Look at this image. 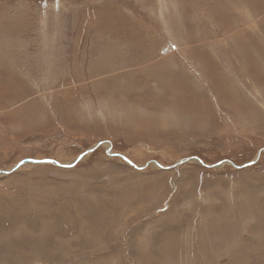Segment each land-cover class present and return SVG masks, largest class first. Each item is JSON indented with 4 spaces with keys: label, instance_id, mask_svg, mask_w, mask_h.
<instances>
[{
    "label": "rangeland",
    "instance_id": "rangeland-1",
    "mask_svg": "<svg viewBox=\"0 0 264 264\" xmlns=\"http://www.w3.org/2000/svg\"><path fill=\"white\" fill-rule=\"evenodd\" d=\"M263 56L264 0H0V264H264Z\"/></svg>",
    "mask_w": 264,
    "mask_h": 264
},
{
    "label": "bare ground",
    "instance_id": "bare-ground-1",
    "mask_svg": "<svg viewBox=\"0 0 264 264\" xmlns=\"http://www.w3.org/2000/svg\"><path fill=\"white\" fill-rule=\"evenodd\" d=\"M163 18H164V17H163ZM190 30H191V29H190ZM239 39H240V38H239ZM116 40H117V39H116ZM116 42H117V41H116ZM256 46H257V45H256ZM256 46H255V47H256ZM240 47H241V46H240ZM237 48H238V47H237ZM256 48H257V47H256ZM258 48H259V47H258ZM113 50H115V49H113ZM259 50H260V49H259ZM232 51H233V50H232ZM256 51H257V50H256ZM251 52H252V51H251ZM244 53H245V52H244ZM245 54H246V53H245ZM254 55H255V54H254ZM256 55L258 56V54H256ZM99 57H100V56H99ZM206 57H207V56H206ZM206 57H205V58H206ZM251 57H252V56H251ZM263 57H264V56H263ZM202 58H203V57H202ZM207 58H208V57H207ZM207 58H206V59H207ZM233 58H234V57H233ZM249 58H250V57H249ZM260 58H261V57H260ZM116 59H117V58H116ZM208 59H210V58H208ZM258 59H259V58H258ZM261 59H262V58H261ZM103 60H104V59H103ZM113 60H114V59H113ZM104 61H105V60H104ZM206 61L208 62V60H206ZM217 61H218V60H217ZM110 62H111V61H109V62H107V63H110ZM117 62H118V61H117ZM201 62H202V61H201ZM235 62H236V61H235ZM248 62H249V61H248ZM259 62H260V61H259ZM99 63H100V62H99ZM107 63H106V64H107ZM111 63H112V62H111ZM240 63H241V62H240ZM119 64H120V63H119ZM211 64H212V63H211ZM256 64H257V63H256ZM99 65H100V64H99ZM212 65H213V64H212ZM222 65H223V63H222ZM246 65H247V64H246ZM107 66H108V68L105 69V73H104L105 75H106L107 73H109V72H107L109 68H114V70H115L117 67H119V66H121V65H118L117 63H114V64L112 63V65L107 64ZM122 66H124V65H122ZM202 66H203V65H202ZM247 66H248V65H247ZM261 66H262V65H261ZM204 67H205V66H204ZM230 67H231V66H230ZM244 67H245V66H244ZM215 68H216V67H215ZM246 68H247V67H246ZM260 68H261V67H260ZM213 69H214V68H213ZM222 69H223V68H222ZM247 69H248V68H247ZM210 70H211V69H210ZM253 70H254V69H253ZM112 71H113V70H112ZM222 71H223V70H222ZM232 71H233V70H232ZM232 71H231V72H232ZM110 72H111V71H110ZM208 72H209V71H208ZM242 72H243V71H242ZM247 72H248V71H247ZM260 72H261V71H260ZM223 73H224V72H223ZM171 74H172V73H171ZM171 74H170V75H171ZM217 74H218V73H217ZM245 74H248V73H245ZM229 75H230V74H229ZM260 75H261V74H260ZM224 76H225V75H224ZM230 76H231V75H230ZM261 76H262V75H261ZM210 77H211V76H210ZM227 77H228V76H227ZM236 77H237V76H236ZM246 77H247V76H246ZM249 77H250V76H248V78H249ZM254 77H255V75H254ZM224 78H225V77H224ZM173 80H174V79H173ZM244 80H245V79H244ZM246 80L248 81V79H246ZM251 80H252V79H251ZM253 80L255 81V79H253ZM253 80H252V82H253ZM235 81H236V80H235ZM247 81H246V82H247ZM180 82H181V81H180ZM246 82H245V83H246ZM175 83H176V82H175ZM171 84H172V83H171ZM228 84L230 85V83H228ZM240 87H241V86H240ZM244 87H245V86H244ZM238 88H239V87H238ZM225 89H227V88H225ZM228 89H229V88H228ZM229 91H230V90H229ZM237 93H238V92H237ZM238 105H239V104H238ZM255 110H256V109H255Z\"/></svg>",
    "mask_w": 264,
    "mask_h": 264
},
{
    "label": "water",
    "instance_id": "water-1",
    "mask_svg": "<svg viewBox=\"0 0 264 264\" xmlns=\"http://www.w3.org/2000/svg\"><path fill=\"white\" fill-rule=\"evenodd\" d=\"M101 144H99V145H97V148L100 146ZM94 149H91V150H89L88 152H87V154L88 153H91L92 151H93ZM109 153H111V151H108ZM83 157H84V155L83 156H80L78 159H77V161L76 162H79V161H81L82 159H83ZM120 157H122L123 159H125L129 164H131V162L127 159V158H125V157H123V156H120ZM188 161V160H187ZM35 163H49V164H55V165H57V166H64V165H61V164H59V163H57V162H55V161H42V162H38V161H34ZM183 162H186V161H181L179 164H181V163H183ZM201 162V161H200ZM202 163V162H201ZM203 164V163H202ZM74 166V164L73 165H69V166H64V167H67V168H70V167H73ZM2 174H7V172H3Z\"/></svg>",
    "mask_w": 264,
    "mask_h": 264
}]
</instances>
